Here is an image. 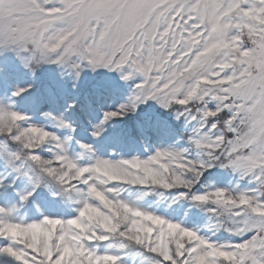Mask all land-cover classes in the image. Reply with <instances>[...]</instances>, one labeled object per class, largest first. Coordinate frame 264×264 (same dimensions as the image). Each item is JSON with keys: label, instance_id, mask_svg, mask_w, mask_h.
<instances>
[{"label": "snow or ice", "instance_id": "obj_1", "mask_svg": "<svg viewBox=\"0 0 264 264\" xmlns=\"http://www.w3.org/2000/svg\"><path fill=\"white\" fill-rule=\"evenodd\" d=\"M0 264H264V0H0Z\"/></svg>", "mask_w": 264, "mask_h": 264}, {"label": "rangeland", "instance_id": "obj_2", "mask_svg": "<svg viewBox=\"0 0 264 264\" xmlns=\"http://www.w3.org/2000/svg\"><path fill=\"white\" fill-rule=\"evenodd\" d=\"M55 73H56V69H54V68L45 69V71L43 73H41V75H40L41 83L47 81V79L49 77H54ZM85 80L89 86L97 84V83L109 82L114 87L118 88L120 90V93L127 91V88H128L127 85H124L119 81V79L115 73L108 74L107 72L102 71L97 75H86ZM120 93L106 97L104 102L105 103H107V102H112V103L119 102V100L123 98ZM71 96H72V94L69 93L65 96V99H69V98H71ZM153 110H154V106H153V109H150L149 111H153ZM133 119H136V118L135 117L130 118V120L127 123L130 124ZM120 128H121V126L117 125V127L115 129H110L109 132L106 134V137L115 136L118 133ZM78 134L85 137V138H90L87 136V132L85 131V125H83V124L81 125V131ZM105 143H106V139H101V140L97 141V144H99V145H104Z\"/></svg>", "mask_w": 264, "mask_h": 264}]
</instances>
